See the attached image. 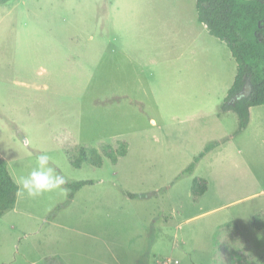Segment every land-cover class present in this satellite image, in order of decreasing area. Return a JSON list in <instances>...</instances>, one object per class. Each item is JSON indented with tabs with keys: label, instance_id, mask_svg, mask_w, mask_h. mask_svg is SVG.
I'll return each mask as SVG.
<instances>
[{
	"label": "rangeland",
	"instance_id": "374dc122",
	"mask_svg": "<svg viewBox=\"0 0 264 264\" xmlns=\"http://www.w3.org/2000/svg\"><path fill=\"white\" fill-rule=\"evenodd\" d=\"M196 3L0 2V156L94 182L67 208L68 190L17 197L0 264H264V105L246 129L221 113L237 63ZM83 148L103 165L72 166Z\"/></svg>",
	"mask_w": 264,
	"mask_h": 264
},
{
	"label": "trees",
	"instance_id": "16d2710c",
	"mask_svg": "<svg viewBox=\"0 0 264 264\" xmlns=\"http://www.w3.org/2000/svg\"><path fill=\"white\" fill-rule=\"evenodd\" d=\"M196 8L199 23L206 26L210 35L228 46L237 63L235 81L226 102L221 106V113H236L240 129H246L250 123V109L264 105V0H197ZM247 86L251 88L249 96L230 105L229 102ZM117 153L119 157L126 156L128 146L124 144ZM69 157L72 166L76 168L81 166V162L95 167L103 165L102 160L95 162L86 148L80 151L78 158L73 154ZM102 157L118 161L107 152ZM193 169L194 166H191L189 170ZM93 183L89 180L68 182L65 185L68 190L67 201L57 209L68 207L79 191ZM16 192L17 185L10 174L8 163L0 156V217L15 208ZM130 197L135 198L137 195L130 194ZM48 262L63 264L57 259Z\"/></svg>",
	"mask_w": 264,
	"mask_h": 264
},
{
	"label": "clouds",
	"instance_id": "9594fccd",
	"mask_svg": "<svg viewBox=\"0 0 264 264\" xmlns=\"http://www.w3.org/2000/svg\"><path fill=\"white\" fill-rule=\"evenodd\" d=\"M53 163V158L47 152L41 151L35 156L34 166L27 174L16 175L13 170L10 174L17 185V197L35 199L45 193L56 191L66 193L67 189L64 186L68 181L56 171Z\"/></svg>",
	"mask_w": 264,
	"mask_h": 264
},
{
	"label": "crops",
	"instance_id": "0c3cea01",
	"mask_svg": "<svg viewBox=\"0 0 264 264\" xmlns=\"http://www.w3.org/2000/svg\"><path fill=\"white\" fill-rule=\"evenodd\" d=\"M203 25V24H202ZM205 26V25H204ZM205 28H206V26H205ZM207 29V28H206ZM258 107V106H257ZM256 108V107H255ZM254 107H252L251 109H250V124H249V127H250V125H251V123H252V120H253V118H254V116L256 115V114H254V109H255ZM229 113H232V111H230ZM8 166H9V164H8ZM10 171V170H9ZM82 191V190H81ZM81 191H79L78 193H77V195H76V197H75V199L73 200V202L68 206V207H70V206H73L75 203H76V201L78 200V198H79V196L81 195ZM140 197H144V196H140ZM16 205H17V203H16ZM15 208H16V206H15ZM15 208L13 209V210H15ZM67 208V207H66ZM12 210V211H13ZM49 224H55L54 222H52V221H49L48 222ZM90 237H92V238H94V239H99V238H97V237H93V236H90ZM98 241H100V240H98ZM102 241V240H101ZM104 243V242H103ZM107 248V247H106ZM111 250H114V249H111ZM145 247L144 248H140V249H137L134 253H132V255H131V258L132 259H134V260H136L135 262H142V260H141V258H140V256H141V253H145ZM115 255V254H114ZM52 257H55V258H60L59 256H54V255H51V256H44L43 255V260L45 259V258H52ZM116 257H117V261H118V263L119 264H121L122 263V261H121V259L119 258V256L116 254ZM164 257H162L161 259H163ZM60 259H62V258H60ZM160 259V260H161ZM42 260V261H43ZM63 260V259H62ZM131 260V259H130ZM64 261V260H63ZM125 262V263H124ZM124 264H134V263H129L128 262V260H125L124 259ZM32 264H35V263H32ZM65 264H66V262H65ZM138 264H141V263H138Z\"/></svg>",
	"mask_w": 264,
	"mask_h": 264
},
{
	"label": "water",
	"instance_id": "95a60500",
	"mask_svg": "<svg viewBox=\"0 0 264 264\" xmlns=\"http://www.w3.org/2000/svg\"><path fill=\"white\" fill-rule=\"evenodd\" d=\"M251 91V88L249 86L245 87V89L243 91H241L240 93H238L230 102V105H233L236 101L244 98V97H248L249 93Z\"/></svg>",
	"mask_w": 264,
	"mask_h": 264
},
{
	"label": "built area",
	"instance_id": "2783aa9c",
	"mask_svg": "<svg viewBox=\"0 0 264 264\" xmlns=\"http://www.w3.org/2000/svg\"><path fill=\"white\" fill-rule=\"evenodd\" d=\"M161 262L163 264H170L171 263V260L170 259H161Z\"/></svg>",
	"mask_w": 264,
	"mask_h": 264
}]
</instances>
